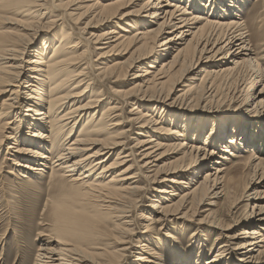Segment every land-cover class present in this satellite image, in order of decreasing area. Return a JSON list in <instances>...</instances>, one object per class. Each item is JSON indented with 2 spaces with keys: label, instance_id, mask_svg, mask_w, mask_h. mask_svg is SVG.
Segmentation results:
<instances>
[{
  "label": "bare ground",
  "instance_id": "obj_1",
  "mask_svg": "<svg viewBox=\"0 0 264 264\" xmlns=\"http://www.w3.org/2000/svg\"><path fill=\"white\" fill-rule=\"evenodd\" d=\"M48 1L0 0V18L6 12L18 13L23 18L30 16V21L41 27L31 30L23 27L26 31L24 36L35 39L45 36V42L38 50V55L43 57L34 58L29 62L31 66L28 81L19 90L20 78L25 75L22 74L23 71L16 73L15 81L14 77L13 80H7V77L10 72H13V64L18 63V60H15L18 56L14 53L17 51V43L22 39L8 37L6 34L0 35V93H10L3 100L2 110L3 112L8 110L6 112L8 116L12 114V109H17L15 111L17 113H14L17 118L14 121L15 127L10 128L9 123L7 128H4L5 123L1 129L4 132L5 129L11 132L7 136L0 135V146L3 145L4 138L15 141L16 147L9 146L8 149L19 154L20 160H13L14 169L11 174L18 173L17 179L28 186L35 188L37 182L48 177L49 182L63 184L61 190L64 185L72 187L68 192L67 200L52 199L48 205H44L40 224L46 229L38 233L42 246L38 249L33 264H121V260L126 257L129 249L122 247L112 252L104 251L102 255L106 259L99 258L100 262L95 260L96 254L88 248L89 252H86V249L82 247L86 242L102 241L104 236V223L101 224L98 219L86 213L90 204L88 202L90 194L97 202L107 204L105 205L107 210H111L112 200L122 194L121 197L125 196L124 199L127 200L122 206L124 211L122 214H126L132 211V207H139V204L148 199L145 194L150 190L149 186L155 184L163 185V187L157 190V196L149 199L152 202L149 208L159 214L155 222L161 224L163 228L160 231L163 230L166 233L165 243L172 245L170 247L172 257L163 256L161 243H153L154 248L149 244L151 239L143 237L147 243L140 240L138 241L140 245L137 247L145 254L138 256L137 262L164 264L169 260L168 264H252L251 259L264 257V210L257 205L253 207L252 212L247 208L236 217L234 215L237 213L231 211L229 217H233L228 220V223L222 220V215L211 212L205 217L206 221L201 220L203 225L199 227V230L208 228L219 236L207 252L204 247H208L212 240L205 241L208 245H201L198 240H193L189 242V246L187 245L189 248L184 249L183 243L176 234L167 232L174 220L190 219V209L193 210L194 204L210 196V200L214 201L210 205L216 206L222 199L231 203V209H238L246 198L248 187L256 182L258 172H261V175L264 172V160L254 153V148L264 150V125L259 123L262 113L264 120V86L256 89L258 84L264 85V62L256 59L258 57L256 52L264 51V44L254 45L248 32L249 26H253L257 32L264 31V0H258L260 8L253 11L255 20L249 23L239 15L243 10L242 5L247 0H208L207 3L206 0H148L145 5L152 12L145 18L141 16L144 19L143 24L138 22V17L135 16L137 13L133 12L124 14L114 24L121 7L128 3L135 4V0L111 3L107 0H56L52 5ZM72 7H76L75 10L81 12L75 15L76 23L66 21L72 13H60L64 9L69 11ZM202 11L206 14H202ZM235 12L239 13L235 14ZM82 16L101 18L105 24L115 26V29L109 30L97 42L101 44L103 41L114 39L107 41L109 42L108 51L104 52L101 58L125 50L124 46L127 44L143 43L141 41L148 33L156 32L159 36L166 33V30H171L168 33L175 35L159 46V48L165 47V50L154 51L153 46L148 48L149 45L143 43L131 63L119 59L113 64L107 63L98 68L97 71L102 77L100 81L103 83L104 80L109 82L112 78H124L128 74L127 68L131 69L135 64L148 61L145 63L148 67L145 73L136 76L147 80L143 82L147 85L145 91L147 92L152 85H156L159 80L165 78L162 71L170 65L177 63L188 65V70H184L185 65L181 67L185 78L193 79L191 75L201 66L205 68L208 63H212L211 68L204 70L206 75L199 84L186 91V97L190 100L189 103H192L191 106L196 104L199 108H184L183 102L178 106H172L175 111H169L168 119L160 122L152 120L146 112H137L135 115L140 117L136 119L135 124L140 125L131 126L128 132L141 135L142 139H137L138 143L134 146V150L127 155L124 150L130 149L125 147L123 141L125 139L123 135L126 133L119 134L120 137L116 139L109 135L105 145L80 136L85 128H95L98 132L109 131L123 125L121 112L128 104L124 101L126 93L116 91L113 97L109 98L112 103L105 106L100 117L95 119L94 114L92 118L87 119L85 127H82L78 134L80 137L70 141L75 127L82 122L85 115H88L85 111L101 107L108 99L103 90L93 93L94 82L86 84V88L80 91L86 77L75 83L79 86L77 85L64 96H58L61 91L70 89L74 81H77L76 79H81L85 75L83 73L86 68L79 73L78 69L81 66L75 71L73 69L80 65V61L89 51L87 47L85 51L78 54L85 44L82 38L79 39L80 29L76 26ZM47 17L49 21L43 23ZM124 22L127 28L134 29L136 32L139 26L141 29L145 26L151 28L150 24L157 25L158 29L148 28L146 33L140 32L129 38L116 32V29H121L126 34L131 33L120 25ZM83 40L88 39L84 37ZM179 41L183 44H178ZM54 44L56 46L53 48ZM31 45V42L25 44L23 52L30 54ZM176 45H184V48L178 50L171 62H165L167 50H174L177 48ZM6 56H11V59H7ZM259 59L264 61V56ZM242 64L248 65L253 73L252 78L238 88H232L230 94L227 93L229 90L223 92V85L219 84L222 79L218 78L224 76L226 82L228 76L237 71ZM14 83H18V86ZM46 85H48V92H46ZM85 99H89L85 105L75 107L77 103H82ZM143 99H148L147 103H156L155 111L159 109L166 112L161 105L164 103L161 96L150 95L149 97L148 94H144L142 99H138L140 106L143 104ZM227 102L238 105L247 104L246 107L256 114H250V111L247 113L246 109L224 110L221 106ZM200 107L203 108L200 109ZM134 110L137 109L134 108ZM198 115L202 118L206 115L205 117L209 120L210 117L218 115L225 118L216 119L208 125L203 122L199 126L192 125L191 118ZM1 117L0 121L4 120V117ZM181 120L183 122H180ZM91 121H93L92 127L89 125ZM143 129L149 130L144 132ZM66 133L68 136L65 137ZM203 136H206L204 142L196 145ZM187 138L191 139L193 144L187 143ZM19 141L24 147L22 145L18 147ZM164 142L173 144L164 145ZM91 144L95 146L91 150L80 147ZM121 148L124 150H120L117 159L108 166L114 152ZM239 148L243 151L251 150L249 155L258 160L257 163L251 159H244ZM9 151L7 155H12ZM173 154L182 155V157L160 165L164 160L170 159ZM134 155L138 169L129 167L122 173L113 175L107 182L108 174L117 173L121 167L127 165L125 164L127 161L124 160ZM227 156L236 160L229 169L225 167L226 161H229ZM185 158L186 160L194 159V162L185 165ZM97 170L99 172L94 176ZM228 173L233 177L228 178ZM202 174H204L203 181L196 182ZM129 181H133L131 184L135 187L131 184L125 186ZM142 181L147 184L141 186ZM204 186L206 190L203 189ZM175 188L179 191L183 190L182 197L175 192ZM2 191L7 192L4 187ZM178 197L180 201L173 203ZM262 198H264V191ZM37 211L38 208L35 209V213ZM213 216L217 218L211 219ZM147 217L143 214L142 220L145 221ZM122 224L130 226L129 222ZM241 226H253V228L247 227L237 232L233 236L237 244L222 242L228 232ZM144 229L151 230L149 225ZM126 230L131 232L129 227ZM202 237L205 240L203 234ZM198 245L201 247L198 248ZM216 245L219 247L217 248ZM214 246H216L215 250ZM193 249L197 250V253L192 256Z\"/></svg>",
  "mask_w": 264,
  "mask_h": 264
},
{
  "label": "rangeland",
  "instance_id": "obj_2",
  "mask_svg": "<svg viewBox=\"0 0 264 264\" xmlns=\"http://www.w3.org/2000/svg\"><path fill=\"white\" fill-rule=\"evenodd\" d=\"M56 0H49L48 3L52 5V3ZM116 1H122V0H107V2H116ZM135 4H125L123 7L118 12V18L115 19L114 24L117 23L124 14L126 13H137L135 16H137L138 22L144 21L142 17L145 18L146 15H149L152 11L150 10L147 5H145L146 1L148 0H135ZM258 0H247L246 3L242 5V11L235 12L239 13L241 15V18H244L247 23L251 20H255L254 17L255 15L253 14V11L258 7L260 8V2ZM208 0H206V3ZM228 3V2H227ZM145 8V9H144ZM76 7H72L71 10H66L64 9L61 11V14H66V13H72L68 19H66L67 22L73 21L77 22V18H75V15L81 14V12H78L75 10ZM261 10V9H260ZM259 10V11H260ZM44 12V11H43ZM202 14H206L205 11H202ZM47 16V15H46ZM142 16V17H141ZM30 16L28 17H22V15H19L18 13H10L6 12L1 15L0 18V35L2 36L3 34H6L8 37H17L18 39H22L17 43V51L14 53L17 55L18 63L13 64L12 68H14L10 72L7 80H13L15 81V76L17 75L16 73H19L20 71H23L22 74H25L20 78L21 82L19 83L20 89L21 86L25 85L26 82L28 81L27 77L29 76V68H30V61L33 60L34 58H42L43 56L40 57L38 55V50H40V47H42V44L45 42V36H40L35 38H27L24 36V33L26 31L23 30V27L26 28L27 30H31L36 27H41V25L30 21L29 19ZM23 18V19H22ZM131 18V17H129ZM49 17H47V20H43V23H46ZM149 20V19H148ZM42 22V21H41ZM39 22V23H41ZM129 22V21H128ZM126 22V23H128ZM140 24H143L140 23ZM122 25L123 29H128L130 30V34H126L123 32L121 29H116V32L122 35H126V37H132L135 34H138L140 32L146 33L148 31V26L143 27L141 29V26L138 27L137 32L134 29L127 28V25L120 24ZM80 29V36L79 39L82 38V41L85 43L84 47L78 52V54L82 53L83 51L86 50V48H89V51L86 53V55L82 58L80 61V65L76 68H73L74 71L77 70L80 66L81 68L78 69V73L82 71V69L86 68L84 70L85 74L81 79H76L77 81H74V84L71 86L70 89L66 91H61L59 93V97L64 96L68 92H70L71 89L74 87H77L78 83L80 80H84V82L81 84V89L80 91H83L86 88V84H89L90 82H94V89L93 93L98 92L99 90H103L105 93L106 102L104 105L97 109H89L88 115H85L84 119L80 124L75 127L71 140H76L80 136L82 137H87L89 140L94 141V142H100L102 145H105L107 138L112 136V138L116 139L119 138V134L126 133L123 135L125 139L123 140L125 142V147L129 148L130 150H124V149H119L118 151L114 152V156L111 159V161L108 163V166L113 163L116 159L117 156L120 152V150H124L127 154L129 155L131 151H133L138 143L137 139H142L141 135H135L134 132H128L130 130L131 126H137L140 124H135L136 119L140 117V115H135L137 112H146L152 118L154 121L160 122L161 120H167V114L169 111H175L172 106H178V104H183L184 102V108L187 107H195L199 108V105L194 104L193 106L192 103H189L190 100H187L186 97V91L189 90L190 88L196 86L199 84V81L204 78L206 75V71H204L206 68H211L212 63H208V65L203 68L201 66L198 71L194 72L191 77L193 79H187L185 78V73L184 70H188V65L185 64H173L168 67H164L165 70L163 72V77L164 79L159 80V84L156 83V85H152L147 92L146 91V84H143L145 78L143 77H136L137 75H143L145 70H147L148 67L145 66L144 62L142 64H135L131 69L127 68V76L124 78H112L109 82H106L105 80L103 83H101L100 80H102V77L99 75V72L97 71L98 68L104 66L105 64H113V62L120 61L131 63L136 56V53L139 52V47L143 43H147L150 48V46H153L154 51H159V50H165V47H160L162 43L174 36L175 34L168 33L171 30H166V33H163L162 35H157L156 32L153 33H148L144 37V39L141 41L143 43H132L131 45H125L124 49L121 52L117 51L114 55H108L106 58H101V55L108 51L107 48H109V42L107 41H112V40H106L103 41L101 44L97 43L99 40H101V37L108 33L109 30L115 29L114 25H108L105 24L103 19L101 18H95V17H81L80 21L78 22V25H76ZM149 26H152L150 29L152 30H157L158 27L157 25L150 24ZM41 30H47V29H41ZM139 30V31H138ZM84 32V33H83ZM135 32V33H134ZM249 34L251 35L252 41L254 45H261L264 44V31H259L257 32L256 29L253 26H249L248 29ZM83 33V34H82ZM23 36V37H22ZM117 36V35H115ZM88 39L87 41H84L83 38ZM78 41V40H76ZM28 42H31V48L29 50L30 54H26L23 52V47L25 44ZM181 41L178 42V44H183L180 43ZM108 43V44H107ZM107 44V45H106ZM156 45V46H155ZM56 44L52 45L54 48ZM177 48L174 50L168 49L166 56L164 58V61L169 63L173 60V56L176 55L178 50L184 48V45H176ZM191 47V46H190ZM32 54V55H31ZM256 54L258 57L256 58L258 61L263 60L259 59L264 56V51H257ZM7 59H11V56H6ZM196 59V58H195ZM6 62V61H5ZM162 62V61H161ZM150 64V63H149ZM11 65V64H8ZM181 65H185L186 69L183 70ZM17 67H22L24 69H19ZM33 67V66H32ZM264 69V66H263ZM161 72V73H162ZM77 73V74H78ZM6 75V74H4ZM252 71L249 69L248 65L242 64L238 67L237 71H235L232 75L228 76L227 81L225 82V77L221 76L218 79H222L220 81V85L222 86L223 92H228L227 93H232V88H238L239 85L244 84L245 81H248L252 78ZM151 76H149L150 78ZM161 78V77H159ZM255 78V76L253 77ZM144 79V80H143ZM118 80V81H117ZM156 80V78H155ZM15 86H18V83ZM79 86V85H78ZM149 86V85H148ZM264 85H257L256 89L262 88ZM154 87V88H152ZM9 90V89H8ZM17 91V90H16ZM118 91L121 93H126V97L124 101H126L128 104L125 105L123 111L121 112V119L123 125L120 127H117L116 129H110L109 131H95V128H85L84 132L82 135H78L80 133V130L82 127H85V123L87 119L92 118L93 115L95 114V119L99 118L103 110L105 109V106L108 105L112 101L109 100L110 97H113V94ZM46 92H48V85H46ZM144 94H148L149 97L150 95H156V96H161L162 100L164 101L163 104H161L165 109L166 112L161 110H156L157 104L152 102V103H147L149 101L148 99H143V104L140 106V103L138 102V99H142V96ZM10 93H0V115L4 117V120L0 121V135H10L8 129H3V125L5 124L4 128H7V125L10 123L9 127L13 128L15 127L14 121L16 116L17 109H12L11 113L8 116H6V111L3 112L2 110V104L3 100L8 97ZM147 96V95H146ZM89 99H85L82 103H77L75 107L83 106L88 102ZM177 102H174V101ZM249 104V102H248ZM150 106V107H149ZM247 104L245 105H238V104H231V102H227L226 104L222 105L221 108L224 110H229L233 108H237L238 110H245L247 113L249 112L250 114H256L255 112H252L249 108L246 107ZM47 107V104H46ZM155 107V108H154ZM136 108L137 110H134ZM203 108V107H202ZM200 107V109H202ZM84 112V113H85ZM83 113V114H84ZM82 114V115H83ZM184 115V114H182ZM0 116V118H2ZM190 118V114L188 115ZM206 116V115H205ZM201 117V115L195 116V118H191L192 120V125L199 126L201 122L204 124H209L215 122L216 119L220 120L222 118H225V116L218 115L216 117H210V120L207 119V117ZM227 116V115H226ZM263 113L261 114V120L260 124L264 125V120L262 118ZM94 119V120H95ZM180 122H183L181 120ZM93 121L90 122L89 125L92 127ZM17 125V123H16ZM153 123L151 124L150 127H152ZM167 123L164 125L166 127ZM136 127V129H137ZM149 127V128H150ZM161 127V126H159ZM144 130V129H143ZM149 129H145L144 132L148 131ZM137 132V131H136ZM155 134V133H154ZM78 135V136H77ZM157 135V134H156ZM68 136V133L65 134V137ZM206 136H203L202 139H200L196 145H201V143L204 142ZM20 140V139H18ZM193 142V141H192ZM191 142V139L187 138V143L193 144ZM195 142V141H194ZM1 143V141H0ZM15 141L14 140H8L4 138L3 145L0 146V264H33L35 256L37 255L38 249L42 246V243L39 241V236L38 233L40 230H45L46 227L40 224L42 217V211L44 208V205H48L52 199H63L67 200V195L69 190L72 189L71 186H66L64 185V189L62 188L61 190V185L60 183L57 182H49L48 177L40 180L37 182L35 188H32L28 186L26 183L22 182L21 180H18L17 177H19L18 173L14 172V174H11L13 171V160H20V157L18 156L19 154L14 153L12 151H9L8 147L9 146H14ZM19 148L24 147L23 144L19 141ZM164 145H170L173 144L172 142H164ZM22 145V146H21ZM94 145H87V146H80L84 147L85 150H91ZM95 147V146H94ZM83 148V149H84ZM168 150V149H165ZM240 154L243 155L244 159L248 160H253V161H258L249 155L251 153V150L245 149L246 151H243V149H240ZM12 153V155H7V152ZM123 151V152H124ZM170 152V151H168ZM136 154L138 152H135ZM254 153L258 155V157L262 160H264V150H260L259 148H254ZM201 156V155H200ZM182 157V155L175 156L174 154L171 155L170 159L164 160L160 165L165 164V163H170L175 161L177 158ZM229 158V161H226V168H230L233 164L236 163V160L233 159L230 156H227ZM5 159V160H4ZM140 160V158H139ZM186 160V158H185ZM124 161H127L123 167H121L117 173L110 172L108 174V180L107 182L110 181L111 177L113 175L116 176V174L122 173L124 170L128 169L129 167H132V169H138V164L134 157H129L125 159ZM135 162V164L133 163ZM192 162H194V159H187L185 161V165H189ZM257 163V162H256ZM137 164V165H136ZM264 166V165H263ZM48 169V173H49ZM99 172L97 170L94 173V176ZM85 173V171L83 172ZM134 173H137V171ZM239 175V174H238ZM228 178L233 177L231 174L228 173L227 175ZM262 177V178H261ZM181 178V177H178ZM239 178V177H238ZM204 179V174L200 175L198 179L196 180L199 181L200 183ZM244 180V179H243ZM146 181V180H144ZM256 182H253L250 187H248L247 195L244 201L239 205L238 209H231V203L228 201H223L222 199L214 205H210L214 201L210 200L211 196L201 202H197L193 206V210L190 209V219H177L176 221L172 222L170 224V229H168L167 232H173L176 234V236L180 239V241L183 243L184 249L189 248V242L191 241H199V244H206L205 241L210 239V245L208 247H204V250L207 252V250L211 249L213 246L214 240L219 237L215 233H213L211 230L208 228H203L199 230V227L203 225L201 223V220L206 221V216L211 213H216L218 215H222V220L228 223V220L232 218L233 216L229 217L231 214V211H233L235 214L234 216H238L239 214L245 212V210L248 208V211L252 212L253 207L255 205L259 206L264 210V198L263 197V191H264V172L261 175V172H258L257 177L255 178ZM133 181H129L126 183L125 186H130V184ZM141 186H145L147 182H141ZM132 187L135 185L131 184ZM2 187L6 189L7 192L2 191ZM163 185H151L149 186V189L146 192V197L148 198L147 200H144L142 204H139V207H132V211L130 213L122 214L124 211L122 210V206L125 204V196L121 197L122 194H119L116 197L115 200L113 201V204L110 205L111 210H107L104 203H101L100 201L97 202L93 197H91L90 194V202L88 206V215L94 219H98V221L103 224L104 223V236L103 240H99V242H86L82 245L83 248L90 249L95 256V260H99V258H104L106 259L105 256L102 255L104 251L106 252H112L116 248L119 250L120 248L124 247L126 249H129L126 252V257H124L121 261V264H143L142 262H137V258L140 255H143V251L138 248L137 246L140 245L138 241H142L143 243L146 242L144 241L143 237L146 239L149 238L151 239V242L149 243L152 247L155 248L153 243H161L163 246V256L164 257H172L170 253L172 252L170 247H172L171 244L165 243L166 240V233L162 230L160 231L163 227H161V224L156 223L155 220H157L159 214L155 211H153L149 206L151 205L152 202L149 201L151 200L154 196H157V190L162 188ZM171 187V186H170ZM193 188V187H192ZM176 189V188H175ZM206 190V186L203 188ZM175 192H178L180 194V197L183 196V190L179 191L176 189ZM187 192V191H185ZM8 193V195H7ZM148 193V194H147ZM260 193V194H259ZM258 194V195H257ZM94 195V194H93ZM180 197L176 198L173 203H177L180 201ZM217 200V199H216ZM69 201V200H68ZM106 202V201H103ZM231 202V201H230ZM93 204V205H92ZM202 204V205H201ZM38 208V211L35 213V209ZM208 208V209H207ZM258 212V210H257ZM192 213H194V216H192ZM145 214L147 215L148 219L145 221L142 220V215ZM124 215V216H122ZM177 216V215H176ZM125 218V219H122ZM217 218V216H213L211 219ZM122 221L120 222V220ZM149 220V221H148ZM123 222H129L130 226H125L122 224ZM149 225L151 228L150 231H145L144 227ZM129 227L131 232L129 230H126V228ZM248 226H241L237 227L230 232L227 233V237L222 240V242H230L231 244H237L236 241L233 239V236L241 231L243 228H247ZM248 228H253V226H249ZM202 234L204 235L205 240L202 237ZM191 237L193 239H191ZM185 241V242H184ZM188 241V244L186 242ZM209 242V241H208ZM147 243V242H146ZM188 245V246H187ZM201 245H198V248L201 247ZM217 248L219 245H216ZM214 246V250L216 248ZM237 246V245H236ZM235 246V248H236ZM208 248V249H207ZM199 250V249H198ZM33 251V253H31ZM187 252V251H186ZM192 256L197 253V250L191 251ZM100 253V254H97ZM146 257H149V255H146ZM197 260V259H196ZM195 260V261H196ZM101 262V260H99ZM169 260L164 262V264H168ZM252 264H264V257L261 258H253L251 259Z\"/></svg>",
  "mask_w": 264,
  "mask_h": 264
}]
</instances>
